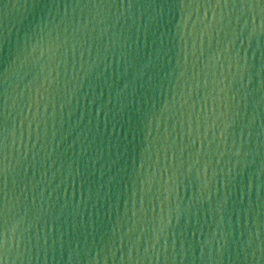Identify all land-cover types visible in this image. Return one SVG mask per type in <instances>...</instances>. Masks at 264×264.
I'll return each instance as SVG.
<instances>
[{
    "label": "water",
    "instance_id": "water-1",
    "mask_svg": "<svg viewBox=\"0 0 264 264\" xmlns=\"http://www.w3.org/2000/svg\"><path fill=\"white\" fill-rule=\"evenodd\" d=\"M0 264H264V0H0Z\"/></svg>",
    "mask_w": 264,
    "mask_h": 264
},
{
    "label": "snow or ice",
    "instance_id": "snow-or-ice-1",
    "mask_svg": "<svg viewBox=\"0 0 264 264\" xmlns=\"http://www.w3.org/2000/svg\"><path fill=\"white\" fill-rule=\"evenodd\" d=\"M4 242L6 243V238H5V241Z\"/></svg>",
    "mask_w": 264,
    "mask_h": 264
}]
</instances>
